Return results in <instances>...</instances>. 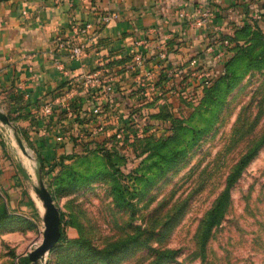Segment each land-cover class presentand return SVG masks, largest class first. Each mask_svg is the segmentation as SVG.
I'll use <instances>...</instances> for the list:
<instances>
[{
  "label": "rangeland",
  "instance_id": "1",
  "mask_svg": "<svg viewBox=\"0 0 264 264\" xmlns=\"http://www.w3.org/2000/svg\"><path fill=\"white\" fill-rule=\"evenodd\" d=\"M263 4L251 0L239 10L231 2L232 10L221 13L228 25L210 38L222 61L194 69H206V78L185 77L172 98L133 108L146 117L144 135L109 139L106 152L74 145L41 175L30 139L19 133L23 152L6 132L32 164V177L21 190L24 204L11 205L0 186V264H21L43 239L40 177L63 213V235L43 264H153L174 250L165 264H264V143L233 188L225 221L202 248L204 219L227 174L264 140V17L248 12Z\"/></svg>",
  "mask_w": 264,
  "mask_h": 264
},
{
  "label": "crops",
  "instance_id": "2",
  "mask_svg": "<svg viewBox=\"0 0 264 264\" xmlns=\"http://www.w3.org/2000/svg\"><path fill=\"white\" fill-rule=\"evenodd\" d=\"M250 1L0 0V109L10 120H0V186L10 204H24L21 190L26 177H32V164L5 140L6 132L14 134L23 152L19 133L25 134L46 162L70 152L74 141L95 142L89 130L98 125L105 130L96 137H106L108 144L107 138L125 124L133 108L144 111L149 102L172 98L185 77L195 83L192 78L199 79L190 73L202 62L221 63L211 33L228 25L221 13L232 10L231 2H239L243 10ZM206 9L213 14L198 24ZM113 11L118 16L105 20ZM87 23L93 25L88 35L73 28ZM141 38L148 43L144 67L135 62L144 47L137 42ZM80 42H86L85 50L72 58L71 48ZM165 45L171 75L157 63ZM97 67L114 79L120 102L103 86L94 89L84 83L85 73ZM149 70L156 85L147 90L142 83L151 81ZM47 102L54 104L52 113L43 110Z\"/></svg>",
  "mask_w": 264,
  "mask_h": 264
},
{
  "label": "built area",
  "instance_id": "3",
  "mask_svg": "<svg viewBox=\"0 0 264 264\" xmlns=\"http://www.w3.org/2000/svg\"><path fill=\"white\" fill-rule=\"evenodd\" d=\"M252 12L256 17H258V18L262 17L260 7H255ZM211 13L213 14V12L210 9L204 10V16H202L201 19H199L197 21V23L202 24L204 22L205 18L208 15H211ZM117 16H118L117 12L113 11L111 14L105 16V20L109 21L112 18H115ZM73 28L78 33L88 35V33H90V30L93 28V25H91V23H87L86 25H83V26L82 25H73ZM137 42L141 46L143 45L144 47L139 49V51L136 53L135 62L137 63L138 66L144 67V66H146V54H147L146 47H147L148 43L146 42L145 39H142V38L139 39ZM85 47H86V42H80V43L74 45L71 48L70 56L72 58L79 57L84 52ZM158 57H159V60L157 63L159 64L160 69L161 68H168L167 74L168 75L173 74L174 70L172 68H170V62H169L170 57L168 55L166 45L163 46L161 49H159ZM146 74H147V77L150 78L151 81L144 83L143 82L144 79H142V82H143L142 86L147 87L146 88L147 90L149 89L148 87H152V89H153L156 85V79L150 70ZM193 74L200 80V79L206 78L208 71H206V69H204V68H199V69L195 70ZM84 83L88 87H92L94 89H98L99 87L103 86L104 89L106 91H108L113 96V98H115L116 102H120L119 97H121V93L116 92L117 90H120V89H117L115 87L114 79L107 76L105 74L103 68L97 67V68L85 73ZM43 110L46 113H52L54 111V104L52 102H47L44 105ZM94 111L100 112L99 106H95ZM147 125H148V123H147L146 117H142L141 115H137V113H130L127 117L125 124L123 126H120L119 128H117L114 135L120 141H123L126 136L134 135L135 133H138V135H144L146 132ZM104 130H105V128L102 125H98L96 129L89 130V133L91 136H95L94 137L95 140L101 141L102 138L98 139L97 137ZM80 135H82V134L80 133ZM109 143H110V140H109Z\"/></svg>",
  "mask_w": 264,
  "mask_h": 264
},
{
  "label": "trees",
  "instance_id": "4",
  "mask_svg": "<svg viewBox=\"0 0 264 264\" xmlns=\"http://www.w3.org/2000/svg\"><path fill=\"white\" fill-rule=\"evenodd\" d=\"M259 7L261 8L262 17H264V4L259 5ZM253 9L251 6L248 12L253 14L252 12ZM223 70L226 71L225 66L223 67ZM105 138L106 137H104L103 138L104 140L102 139L101 141L95 140V142L93 141V139L88 140V141H74L73 146L83 145L85 148L89 147L91 149H97V150L100 149L101 151L106 152L107 144H106ZM115 138H116L115 135H111L107 139L114 140ZM123 141L116 139L114 140V143L118 144V142H123ZM263 143H264V140H261L260 143L246 150V152L239 158V160L236 162V164L231 169V171L227 174L226 184H225L224 189L219 193L218 197L216 198L215 202L213 203L212 207L210 208V210L208 211L204 219L203 234H202L203 235L202 236V248L204 251L206 250L211 234L213 233V230L215 229V227L222 225L223 221H225L226 219L227 210H228L229 204L232 199L233 188L235 187L237 181L239 180L244 167L247 165V163H249V161H251L256 156L259 148L263 145ZM66 154H70V153L69 152L64 153L63 155H66ZM38 159L40 162V165H39L40 174L43 175L44 168L47 167L46 165H48V162H46L45 161L46 159L42 157L40 154L38 155ZM109 161H111L110 158H109ZM51 164L52 163H50V165ZM60 214H61V224H62L63 213L60 211ZM62 235H63V229L61 227V236ZM177 252L178 250L164 251L157 255V259L154 261L153 264H165L169 260L170 261L173 260ZM167 257H170V259H167ZM30 263H31V259L29 256H25L21 259V264H30Z\"/></svg>",
  "mask_w": 264,
  "mask_h": 264
},
{
  "label": "water",
  "instance_id": "5",
  "mask_svg": "<svg viewBox=\"0 0 264 264\" xmlns=\"http://www.w3.org/2000/svg\"><path fill=\"white\" fill-rule=\"evenodd\" d=\"M0 120L4 123L10 122L9 116L1 109ZM19 141L22 144L20 138ZM36 191L44 205L45 228L43 239L30 251L29 257L33 262L43 264L46 253L56 245L61 237V214L59 207L55 203L51 190L46 186L42 177H40L39 185L36 186Z\"/></svg>",
  "mask_w": 264,
  "mask_h": 264
},
{
  "label": "bare ground",
  "instance_id": "6",
  "mask_svg": "<svg viewBox=\"0 0 264 264\" xmlns=\"http://www.w3.org/2000/svg\"><path fill=\"white\" fill-rule=\"evenodd\" d=\"M43 208H44V205H43Z\"/></svg>",
  "mask_w": 264,
  "mask_h": 264
}]
</instances>
